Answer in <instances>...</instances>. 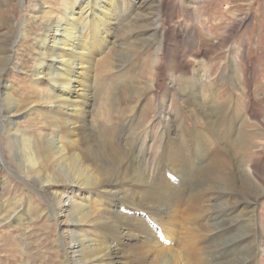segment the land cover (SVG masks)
<instances>
[{"label":"bare ground","instance_id":"bare-ground-1","mask_svg":"<svg viewBox=\"0 0 264 264\" xmlns=\"http://www.w3.org/2000/svg\"><path fill=\"white\" fill-rule=\"evenodd\" d=\"M50 1L62 3L64 0ZM1 2L3 8L8 7L7 1ZM110 2L86 0L81 5H74L78 9V16L65 23L45 19L49 33L39 48L42 59L36 78L41 84L58 88L64 94L52 95V99L47 101L41 99L29 103L32 95L21 104L11 99H6L5 103L8 108L5 118L11 121L8 125L10 128L18 124L22 116L38 115L45 124L50 120L54 126L67 129L63 144L58 143L57 138L50 141L48 138L37 149L31 137L22 135L25 137L22 140L17 137L19 142L26 144L19 152L23 158L22 165L31 164L37 170L34 178L55 201L56 205L51 209L55 219L62 226L67 223L80 227L77 229L74 226L77 231L72 234L67 230L60 233L59 247L67 255L64 263L77 264L73 257V251L77 249L79 260L89 264H256L258 245L246 244L242 249L234 250V244L248 240L256 233V227L249 221L254 219L256 204L264 196L261 187V182L264 183L263 169L256 165L254 157L258 155L255 153L258 147L254 144V138L244 136L243 141L239 138L240 134L236 135L240 121L232 100L213 102L206 91L208 87L217 88L212 83L205 86L210 78L209 58L212 52L206 51L204 41L216 38L217 30L214 23L209 25L205 19L203 6L206 0H149V3H139L137 9L133 5L132 20L124 25L125 30L131 32L132 39L121 43L120 52L125 54L120 57H115L111 46L104 44L103 41L116 46L115 41L109 40V35L101 32L98 26L100 21L109 24L112 19L113 15L107 12ZM112 5L114 7L115 4ZM3 8L0 7L1 12ZM182 16L195 24L184 32L172 25L173 19ZM242 21L244 19L226 22L223 27L224 36L220 42L225 43L226 48L230 46L234 32L244 23ZM87 26L93 34L98 32L100 35L89 48L82 42V34L87 31ZM160 32L163 41L152 64L148 63L149 59L141 64L144 69L152 66L145 73L154 74L156 80L152 79L149 83L128 81L112 87L106 85L99 93L97 113L93 114L91 109L96 97H93L90 82L93 78L89 74L94 64H99L104 70L100 69L102 74L112 72V65H118L115 69H120L147 46L153 45ZM12 39L11 33L0 38V82L7 76L5 64L10 57ZM165 40L178 44L175 49L181 52H176L175 59L171 57L174 50L169 46L164 47ZM213 48L217 49L216 45ZM230 49L233 51L236 47L231 46ZM98 52L101 56L96 59L94 56ZM239 56L234 57L235 63ZM189 57L194 60L189 61ZM172 60L176 65L173 68V65L169 66L170 79L177 81L178 88L172 85L176 91L172 90L168 95L178 93L179 89L183 94L179 104L186 107L175 113L172 102L168 104L170 97L159 98L154 93L153 101L158 113L155 142L148 136L152 124L145 117L142 97L161 86L165 77V63ZM139 68L134 66L131 72L139 71ZM248 72L252 73L251 69ZM145 73L143 78H146ZM85 78H88L87 82ZM239 88L247 98L243 105L249 107L256 98L253 88L250 84H240ZM121 95L133 99L129 112L117 108ZM18 107L29 108L19 114L16 112ZM184 110L191 113L205 129L196 128L194 131L185 128ZM113 116L122 117L128 127L114 128ZM261 126L264 127L262 122ZM215 139L217 144L214 143ZM192 144L195 149H191ZM151 146L156 148L155 152ZM252 148L255 151L251 155L246 154ZM205 157L211 172H200L192 163L193 160L200 163ZM39 158L43 163L42 168L38 163ZM152 158L154 172L150 161ZM57 159H62L59 167L55 163ZM47 161L49 165L45 164ZM168 176L177 179L178 183H173ZM77 188L109 197L106 208L98 202L99 205L93 207L96 201L92 198L87 199L86 205L83 196L73 202L70 195L73 196ZM204 194H208V197H203ZM13 200H5L1 204L0 228L3 221L9 224L22 220V206L27 205L29 214L34 211L32 202L29 205L22 200ZM250 206L252 209H249ZM209 211L213 214L206 216ZM249 212L252 214L246 216ZM246 217L248 224L238 223L239 219ZM255 221L259 224L257 218ZM86 226L105 230L106 241H98L96 234L92 238L86 236L80 231ZM227 228L229 231L226 234L217 237L218 232ZM158 231L170 242V248L158 238ZM209 236H215L212 243L208 241ZM133 239L141 241V244L131 243ZM202 239H205L206 245L200 248ZM223 248L226 254L213 258V252Z\"/></svg>","mask_w":264,"mask_h":264},{"label":"rangeland","instance_id":"rangeland-1","mask_svg":"<svg viewBox=\"0 0 264 264\" xmlns=\"http://www.w3.org/2000/svg\"><path fill=\"white\" fill-rule=\"evenodd\" d=\"M1 1H7L8 7L3 8ZM148 1L149 0H111L110 7H107V12L108 14L113 15L112 19L109 20V24L104 21H100L98 26L101 32H106L109 35V40L115 41L116 46L110 44V42L108 44L103 41L104 44L111 46L113 49L112 54L115 57H120L122 54H125L123 51L120 52L122 50L121 43H126L127 40L132 39L131 32L125 30L124 25L128 21L132 20L133 5L134 9H137L139 3H149ZM84 2H86V0H64L62 3L61 1H57L55 3L50 0H46L44 2H41L40 0H0V7L3 8L2 12L0 10V38L1 36H6L7 33H11L13 38V45L10 47L9 51L10 57L5 64L7 76L0 82V209L3 201L9 200L10 202H13V198H15L16 201L22 200L23 203L29 205L32 202L31 207L34 210L33 213L29 214V208H27V205L24 207L22 206V220L18 222L14 220V222L9 223L10 225L8 224V221H3L0 228V264H65L63 260H66L67 255L62 251L61 246L59 247L61 244V239H59L60 233L62 234L67 230V232L72 234V232L74 233L80 228L74 225L75 227H78L75 229L72 224L67 223L62 226L55 219L51 210L54 205H56L55 201L47 191L41 189L40 183L37 179H35L37 170L31 164L28 166L22 165L23 158L20 153L22 151L21 149L24 145L26 146V144L24 142H19L18 140L25 139L24 136L28 138L31 137L33 139V145L36 149L39 146H43V143L45 142L44 139L48 138L49 141L52 140V138H57L58 141H60L57 142L63 144L62 141H65L67 138V129L62 128L59 125L54 126L50 120L47 124H45L38 115H36L37 117L22 116L18 124L13 126L14 128H10L8 125L11 121L7 120L8 118H5L8 113L7 104L5 103L7 101L6 99H11L14 102L21 104L22 101L24 103L26 98L28 100L29 96L32 95L33 98L29 99V103L33 101H41V99H45V101H47V99H52L53 96L64 94L58 88L47 84L43 85L37 81L36 74L38 73L39 63L42 59V50H39V48L43 39L49 33L47 21L53 20L65 23L70 21L72 18L75 19V17L78 16L76 13L78 9L76 10L74 5H81ZM113 3L115 4L114 7L112 5ZM206 4L203 6V8L205 7L203 9L205 19L208 20L207 22L209 25L214 23L217 28L216 38L204 41L206 51L212 52V55L209 58L210 69L208 75L210 78L205 86L212 83V85L217 87L216 89L208 87L206 91L211 96V100H213V102L217 103L222 100H232L235 114L240 121L237 123L236 135L240 134L239 138L243 141L244 136L254 138V144L258 147V149H256L258 152H255L258 155L256 154L257 156L254 158L256 160V165L262 167L263 169L264 180V127L261 126V122L264 125V0H206ZM191 5L193 7L195 6L194 3H191ZM73 8H75L76 11ZM184 17L185 16L175 18L172 22V25L182 32L187 31L195 25L192 20ZM242 19H244V21H242L244 23H242L238 30L234 32V38L230 42V46L226 48V44L220 42L221 38H223V27L231 21H240ZM85 29L87 31H85ZM85 29L83 30L85 32L82 34V42H84L86 47L89 48L88 46L92 47V43H94L95 39L100 35L98 32L93 34L92 29L89 26ZM161 41L163 40L160 32L158 40L155 41L153 45L150 44V47L147 46L144 51L137 55L135 59L126 63V65L122 66L120 69H115L118 68V65H112V72L110 73L104 72V74H102V71L100 73L101 68L99 67V64H94V68L89 74V76L94 79H91L90 82L92 83L93 97H96L95 105H92L93 108L91 109L93 114L97 113V108L99 106L98 100H100L99 93L104 90L106 85L109 84L110 86H108L112 87L117 84L128 83V81L138 82L141 80V82L149 83L152 79L156 80L154 74L146 73L152 68L150 65L152 64L153 58L155 57V53L157 52ZM163 43L164 47L169 46L172 50H174V52L171 53V57L174 59L177 56L176 52H181V50L175 49L178 45L176 42L165 40ZM214 45H216L217 49L213 48ZM231 46H235L236 49L231 51ZM126 51H128V49H126ZM247 53L248 56H246ZM180 55L182 54L180 53ZM100 56L101 55L98 52L94 57L98 59ZM237 56L240 57V60L238 59L235 63L233 59ZM148 59V63L150 65L146 66L144 69V66L141 64L144 62L147 63ZM188 60L192 61L194 59L189 57ZM171 65H173L172 68L176 65L175 60L170 61V63H165V77L161 86H159L155 91L144 94L142 97L143 101L141 103H144L145 106V117L147 118V122L152 124V127L150 128L151 131L148 132V136L155 142L158 113L153 101L154 95L156 94L159 98L167 96L170 97L168 104L169 102L170 104L172 102V111L175 113L179 112L182 108L185 109L186 107L184 104H179V100L183 95L180 93L179 89L178 93H175L172 96L168 95L172 93L170 91H176L175 87L172 88L171 86H175L177 82L175 79H170L169 66ZM134 66L141 68H139V71L137 69L131 72ZM249 69H251L252 73L248 72ZM119 70L121 71L118 72ZM143 73L146 74V78H143ZM179 73L183 74V72ZM84 81L87 82L88 78H85ZM240 84L243 86L250 84L255 92L254 95L256 98L255 100L252 99L254 101L249 107H245L243 105V102H245V99L247 98L244 96L242 89L239 88ZM231 86H233L234 89H232ZM176 88H178L177 85ZM42 89H44V91H42ZM23 91L26 92V96H24L25 92ZM121 96L122 97L118 101L119 103L117 108L124 110V112H129L131 107L129 104H131L130 101L133 99H128L123 95ZM28 108L18 107L16 112L19 114L22 112L23 114V111L25 112ZM184 112L186 113H184L185 116L183 118L185 120V128L192 130L196 128L205 129V127H203L204 125H200L195 121L191 113H188L185 110ZM10 118L12 120L14 119L13 116ZM112 119L115 123L114 128L120 129L124 126L128 127L122 117L113 116ZM160 133L161 129L159 131V134ZM22 135H24V138ZM106 135L108 136V134ZM214 143L217 144L216 139L214 140ZM193 146L194 144H192L191 149L194 148ZM151 149L154 152L156 151L154 146H151ZM199 151L200 150L197 152ZM253 151H255L254 148H252L250 152H246V154L249 153V155H251ZM157 153H155L153 157H155ZM70 154L71 152L69 151L68 156H70ZM39 159L38 163L41 164L42 168L43 163L41 162V158ZM61 160L62 159H57L56 162L54 161L57 163L58 167ZM150 161L154 172L155 163L153 158ZM207 162L208 159L206 157L200 163L195 160L192 161L193 165L198 167L200 172H211V168H209V164L207 165ZM45 164L49 165L50 162L47 161ZM168 179L173 183H178V180L175 178L168 176ZM143 186L145 188V185ZM261 187L264 190L263 182H261ZM52 189H54V187ZM26 193L28 194L27 198L25 197L27 195ZM73 193V196L72 194L70 195L73 202L76 201L79 196L84 197L83 200L86 205L87 199H94L96 203L93 207H96L99 205L98 203H100L101 207L106 208V205L109 202V197L104 196L101 193L98 195L93 191L89 192L87 189L81 191V189L77 188L76 190L74 189ZM212 195L213 194H211V196ZM203 197H208V194H204ZM37 207L39 209H37ZM249 209H252L251 206ZM255 210V217L257 218V221H259V224L256 223L255 217L249 222L254 224L256 227V233L251 235L248 240H242L235 243L234 250H240L245 247L246 244L258 245L260 248L255 251V263L264 264V196L258 200ZM212 214L213 212L209 211L206 213V216H211ZM251 214V212L246 213V216H250ZM248 220L249 219L247 217L241 218L238 220V223L245 225L249 223ZM19 223L20 225L17 226L16 224ZM80 231L84 232V234L89 238H92V235L96 234V239L98 241H106L107 232L103 229L86 226ZM228 231L229 228L218 232L217 237L226 234ZM214 237L215 236H209V243L214 241ZM135 241H137V239H133V241L131 240V243L141 244V241ZM172 244L174 245V242ZM205 245L206 241L205 239H202L199 247L203 248ZM165 246L167 248L171 247L170 244H166ZM73 252L75 263L89 264L88 262L85 263L79 260L78 253L76 254L77 249H74ZM225 254L226 250L223 248L213 252V258L221 257Z\"/></svg>","mask_w":264,"mask_h":264}]
</instances>
